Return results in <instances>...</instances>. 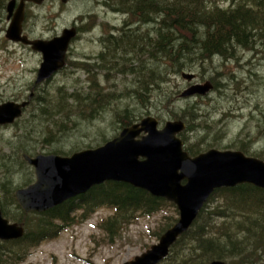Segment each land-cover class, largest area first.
<instances>
[{"label": "rangeland", "instance_id": "obj_1", "mask_svg": "<svg viewBox=\"0 0 264 264\" xmlns=\"http://www.w3.org/2000/svg\"><path fill=\"white\" fill-rule=\"evenodd\" d=\"M99 1L72 0L62 8L55 1L44 8V13H48L51 23L62 25L72 22L79 13H89L95 4L106 28H109L107 21L112 24L117 22L116 17H120L121 24L123 16L109 10L105 12L99 7L102 5ZM126 3L131 6L130 2ZM150 10L147 9V21L152 20ZM101 35L81 34L72 45L74 51L71 57L80 58L78 61L83 62L97 55L104 46L100 40ZM126 37L128 39L130 36ZM130 40H133L132 37ZM0 44L8 47L4 40H0ZM9 47L15 48L8 50L9 53H0V101L26 97L30 91L27 85L35 79L32 70L38 66L37 58L21 50L19 45L9 44ZM128 51L134 52L130 49ZM141 54L135 52L134 56ZM146 64L151 66L153 63L149 59ZM156 68L161 69L160 65ZM65 69L48 86L35 88L36 97L42 95L52 108V102L63 100L69 103L63 113L55 116V121L60 119L58 124L47 121L39 136H31L30 132L42 125L38 118L41 106L33 100V105L29 106L17 124L12 128H0V202L5 198L13 208L15 204L6 197L2 184L8 182L9 189L14 193L15 189L35 179L33 167L23 160V154L32 156L59 150L58 154L69 155L76 150L101 145L122 130L116 123V114L125 107L132 109L133 118L140 120L153 115L161 124L174 119L171 112L178 113L184 108H192L188 110L199 115L194 123L200 121L208 126L198 129L196 126L195 130L187 131L188 143L205 137L212 147L239 149L243 145L248 155H260L264 159V37L252 49L239 48L233 58L215 56L204 65L194 64L185 70L196 74L190 82L181 73L170 75L168 82L152 90L147 102H140L134 92H129L136 87L132 75L110 71L112 78L107 79L104 74L95 78L96 75L72 63L67 64ZM92 78L97 83L93 84ZM207 80L214 84V88L207 94L182 96L191 84ZM76 91L91 93L96 101H104L103 108L98 107L90 118L88 115L91 107L88 111L85 109L87 113H83L78 101L73 102V98H69ZM63 117H71V120L65 122ZM63 123L66 129L61 126ZM25 144H28L26 148L23 147ZM81 213L77 211L75 222L63 227L53 239L44 240L33 248L20 264H123L157 243L166 228L165 223L179 218L175 207L166 203L151 216L137 214L134 222L123 226L111 238L102 225L113 213V209L99 208L85 218L79 217Z\"/></svg>", "mask_w": 264, "mask_h": 264}, {"label": "trees", "instance_id": "obj_2", "mask_svg": "<svg viewBox=\"0 0 264 264\" xmlns=\"http://www.w3.org/2000/svg\"><path fill=\"white\" fill-rule=\"evenodd\" d=\"M118 1L131 3L127 12L136 19L130 23L137 26L110 40L111 47L115 49L111 60L120 57L119 54L127 56L122 57V63H118L122 66L120 73L134 76L136 87L129 92H134L140 102H147L152 90L168 82L170 75L180 74L196 63L204 65L215 56L233 58L239 48L252 49L264 37V0ZM3 2L0 0V9ZM149 8L152 9L151 21H147ZM126 36L133 40L130 37L126 39ZM129 49L134 52H129ZM135 52L142 54L134 56ZM149 59L155 65H147ZM138 60L141 64L132 66ZM157 65H160V70L156 68ZM69 98H73V102L78 101L83 113H87L86 110L91 107L90 118L98 107L104 106V101H96L91 93L76 91ZM37 103L41 106L38 118L42 125L34 128L30 132L31 136H39L45 123L54 122L55 116L63 113L69 104L59 100L52 102V108L44 98ZM188 109L192 108L170 114L174 119L186 122V129L180 136L189 154L197 155L212 148L211 142L207 143L203 137L188 143L185 133L195 130L196 126L197 129L206 128L208 124L200 121L194 123L199 115ZM131 114L132 109L129 107L117 112L116 123L120 129L138 120ZM62 119L66 122L71 117ZM59 120L56 119L54 123L58 124ZM64 124L61 126L66 129ZM239 150L247 151L243 145ZM254 156L263 159L260 155ZM2 187L7 193L6 197L16 205L13 208L4 198L0 202L2 211L11 221L23 224L25 233L20 238L2 243L0 264H20L25 261L33 248L44 240L53 239L63 227L75 222L76 217L72 214L79 210L82 211L79 217L85 218L99 208L113 209L102 225L111 238L123 226L134 222L137 214L151 216L166 203L173 205L175 212L179 213L173 202L122 181H105L62 205L44 212L29 213L16 202L8 182L3 183ZM176 221L177 218L173 222H166L163 232ZM214 259L224 260L226 264H264V188L243 183L217 189L188 231L179 236L160 264H210Z\"/></svg>", "mask_w": 264, "mask_h": 264}, {"label": "water", "instance_id": "obj_3", "mask_svg": "<svg viewBox=\"0 0 264 264\" xmlns=\"http://www.w3.org/2000/svg\"><path fill=\"white\" fill-rule=\"evenodd\" d=\"M68 1V0H63ZM22 9L8 30L14 41L31 43L43 53L37 82L48 79L65 63V54L74 28L49 41H31L21 34ZM189 82L196 74L182 71ZM213 83L191 84L182 96L205 95ZM27 102L6 101L0 104V124L12 123L22 114ZM186 122L170 119L161 124L147 115L118 135L96 147L85 148L70 155L37 153L25 155L35 168L36 180L18 188L16 199L26 212L49 210L64 201L85 193L95 185L115 180L130 183L152 195L173 202L179 210L178 220L146 251L123 264H159L170 253L180 235L188 231L211 195L219 188L249 183L264 188V159L239 149L209 148L190 155L180 136ZM25 227L7 218L0 206V248L3 241L24 235ZM210 264H226L214 259Z\"/></svg>", "mask_w": 264, "mask_h": 264}, {"label": "flooded vegetation", "instance_id": "obj_4", "mask_svg": "<svg viewBox=\"0 0 264 264\" xmlns=\"http://www.w3.org/2000/svg\"><path fill=\"white\" fill-rule=\"evenodd\" d=\"M55 1L59 2L62 8L63 6L66 7L67 5H69L72 0H68L66 2L63 0H4L2 4V8L0 9V40L6 41L8 44V47L6 46L3 47L0 44V47H1L0 53H3V52L9 53L8 50L15 48V47H9V44L19 45L21 50H24L30 56H35L37 58L38 66L32 70L33 76H35L34 81H30V83L27 85V87L30 89L29 94L26 97L23 96L24 98L20 97V98H14V99L12 98V99L6 100V101H15L18 103L27 102V104L24 107H22L21 116L16 118L12 123L0 124V128H3V129H6L8 127L12 128L15 124L18 123V120L26 112L29 106H31V104L33 105L32 103L33 100H35L36 102L43 100L44 97L40 94H38V96L36 97L35 88L36 87L39 88L42 86H48L49 84H51L52 81L56 77H58L60 74H62L66 70L65 68L67 64L72 63L75 67L76 66L81 67L85 69L88 73L90 74L92 73L93 75H96L95 78H97V76H101L104 74L106 78L109 79V78H112L110 77L111 76L110 71H113L115 73H120V68H122V66L118 65V63H122V57L123 58L127 57L126 55L121 56L119 54L120 57L116 59L113 58L111 60L110 58V56L113 57L112 54H114L113 52L115 51V49L111 47L110 45V40H112L113 37L118 36L123 32L124 34H126V32L129 29L137 26V24L130 23V22H134L136 19L133 18L127 12V7H128L127 3H120V1L118 0H103V1L100 0L99 1L100 3L102 2V5H100V3L98 4L100 5L99 7L103 8L105 12H107L108 10L113 11L114 13L118 14L119 16H123L124 18L121 21V24L119 23L120 17H116L117 22L115 24H112L113 22L111 23L110 21H107L109 28H106V26H104L103 24L104 19L101 17L100 11H96L94 7L95 4L93 5L92 11H89V13H86V14L79 13V15L74 17L72 22H69L67 24H62V25H58V23H55V22L51 23L50 20H48V13H44V8L47 7L48 4H50L51 2H55ZM21 9L24 15L23 20L21 21V24H20L21 34L22 36H25L28 39V41L29 40L31 41L52 40L60 36L66 28H69V29L74 28L76 31V36L72 38L70 45L68 47V50L65 54L64 65L59 70H57L55 73H53L50 78L45 79L41 82H37L36 80H37V75H38V69L40 68V65L43 61V53L40 50L34 49L33 45L30 42L27 43L24 41H14L8 36V30L10 26L12 25L15 17L21 12ZM105 29H108V32H105ZM97 33L102 34L100 36L101 37L100 40L102 41V43L104 42L103 48L101 49V51L98 52L97 55L94 54L91 58L83 62L78 61L80 58L78 59V58L71 57L73 55V54L71 55V53L74 51L72 45L81 36V34H83L84 36L86 34H97ZM134 63H136V65H132V66H137L141 64V61L138 60V61H135ZM100 71H102L103 73L99 74ZM95 78H92L91 80L93 81V84L97 83ZM6 101H0V104ZM76 151H79V150H76ZM25 155L26 154H23V160L27 162V160L24 158ZM62 155H66V154H62ZM33 170L35 172L34 167H33ZM35 180H36V176H35V179H33L31 182H27L25 183V185L19 188L27 187L30 184H32ZM17 189H15L13 193L15 199H16L15 192ZM72 199L73 198H70L66 200V202ZM16 202L18 203L17 199H16ZM64 203L65 201L59 205H62ZM31 212H38V211H31ZM75 213L76 212H74L72 215H75L76 217Z\"/></svg>", "mask_w": 264, "mask_h": 264}, {"label": "bare ground", "instance_id": "obj_5", "mask_svg": "<svg viewBox=\"0 0 264 264\" xmlns=\"http://www.w3.org/2000/svg\"><path fill=\"white\" fill-rule=\"evenodd\" d=\"M229 77H230V75H229ZM187 83V82H186ZM213 83V82H212ZM74 90V89H73ZM98 100V99H97ZM31 102V101H30ZM249 142V141H248ZM4 164V163H3Z\"/></svg>", "mask_w": 264, "mask_h": 264}]
</instances>
